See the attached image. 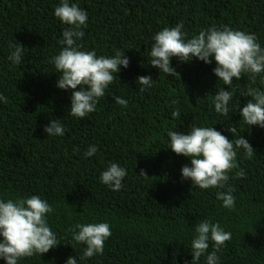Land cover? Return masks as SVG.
Returning <instances> with one entry per match:
<instances>
[{"label":"trees","instance_id":"16d2710c","mask_svg":"<svg viewBox=\"0 0 264 264\" xmlns=\"http://www.w3.org/2000/svg\"><path fill=\"white\" fill-rule=\"evenodd\" d=\"M74 2L88 12L77 43L97 55L123 52L129 59L85 118L68 115L70 93L56 87L59 73L49 62L60 50L64 27L52 14L58 0H0V95L6 99L0 102V197L47 200L54 209L48 223L60 241L18 264H65L70 256L79 258L83 245L72 241L70 228L96 221L109 222L112 234L102 254L78 259V264H190L191 227L205 218L231 232L216 253L219 264H264V128L245 127L239 120V107L250 99L240 93L264 89V74L233 78L229 107L238 108L226 119L212 111L220 83L212 73L214 63L173 57L176 78L148 64L153 34L177 23L189 37L227 25L254 33L264 47V0ZM12 40L25 47L20 66L7 60ZM143 75L153 80L141 90L135 81ZM50 119L61 121L63 136H45L42 129ZM193 125H210L233 143L241 135L253 148L251 157L237 150L236 167L229 172L232 211L220 207L219 189L201 190L181 180L180 168L188 158L163 148L168 130L187 131ZM91 144L98 150L87 158ZM111 162L127 171L119 191L98 180ZM240 169L245 177L236 179Z\"/></svg>","mask_w":264,"mask_h":264},{"label":"clouds","instance_id":"9594fccd","mask_svg":"<svg viewBox=\"0 0 264 264\" xmlns=\"http://www.w3.org/2000/svg\"><path fill=\"white\" fill-rule=\"evenodd\" d=\"M53 16L63 25L60 50L50 58V64L59 73L56 87L70 93L68 115L85 118L95 111L105 90L116 78L121 68H127L129 59L123 52L112 56L97 55L94 50H84L77 41L86 27L88 12L74 0H58L53 8ZM183 25L163 27L152 36L148 52V64L158 69L165 76L176 78L179 74L170 66L171 58L181 62L193 59L204 64H213L212 73L216 77V91L212 95V111L228 119L235 112L238 104L229 107L234 92L231 90L233 78L239 80L242 75L255 79L264 74V47L254 33L237 30L227 25L210 26L194 36H187L182 31ZM24 46L19 42L9 43L7 60L20 66L24 60ZM149 75L136 77L141 90L151 87ZM264 83V81H262ZM227 85V90L223 87ZM240 95L250 97L239 107V120L245 127L255 125L264 128V89H248ZM116 103L127 106L125 99L115 97ZM0 102H6L0 95ZM173 116H177L173 112ZM231 132L232 130L228 128ZM47 137L64 135V127L59 119H50L43 126ZM163 148L174 154L188 158V163L180 168L181 180L190 181L192 187L199 189H219L216 199L220 207L229 211L235 209L232 188L228 186L229 172L236 167L237 150H243L249 157L253 148L248 141L239 136L233 143L217 129L208 126L193 125L187 131L168 130ZM95 144L89 145L84 156L90 158L97 153ZM127 171L118 162H111L100 172L98 180L112 191L122 188V181ZM139 175L145 176L143 170ZM245 177L243 169L235 172V178ZM54 211L47 200L38 195L0 197V260L4 264L18 262L33 255L39 257L60 243L57 234L48 223L49 215ZM71 239L77 245H83L82 253L65 260V264H78L104 251L105 241L111 236L107 221L77 223L70 228ZM189 252L190 264H199L204 257V264H219L217 251L231 239V232L225 231L219 222L205 218L191 227ZM211 246V251H208Z\"/></svg>","mask_w":264,"mask_h":264}]
</instances>
